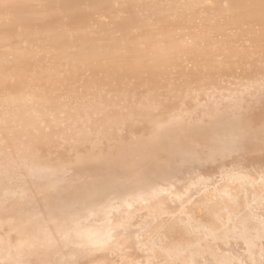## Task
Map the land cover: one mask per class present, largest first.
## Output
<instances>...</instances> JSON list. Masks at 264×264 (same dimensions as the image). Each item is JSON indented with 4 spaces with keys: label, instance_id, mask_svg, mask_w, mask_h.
I'll return each mask as SVG.
<instances>
[{
    "label": "bare ground",
    "instance_id": "1",
    "mask_svg": "<svg viewBox=\"0 0 264 264\" xmlns=\"http://www.w3.org/2000/svg\"><path fill=\"white\" fill-rule=\"evenodd\" d=\"M0 264H264V0H0Z\"/></svg>",
    "mask_w": 264,
    "mask_h": 264
},
{
    "label": "rangeland",
    "instance_id": "2",
    "mask_svg": "<svg viewBox=\"0 0 264 264\" xmlns=\"http://www.w3.org/2000/svg\"><path fill=\"white\" fill-rule=\"evenodd\" d=\"M95 97H97V94H95V95H89V96L86 97V101L94 100V99H96Z\"/></svg>",
    "mask_w": 264,
    "mask_h": 264
}]
</instances>
